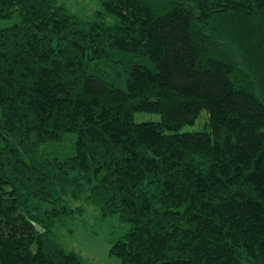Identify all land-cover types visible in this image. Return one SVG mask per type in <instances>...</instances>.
Instances as JSON below:
<instances>
[{"label":"trees","instance_id":"trees-1","mask_svg":"<svg viewBox=\"0 0 264 264\" xmlns=\"http://www.w3.org/2000/svg\"><path fill=\"white\" fill-rule=\"evenodd\" d=\"M98 1L0 0V264H264V0Z\"/></svg>","mask_w":264,"mask_h":264},{"label":"rangeland","instance_id":"rangeland-1","mask_svg":"<svg viewBox=\"0 0 264 264\" xmlns=\"http://www.w3.org/2000/svg\"><path fill=\"white\" fill-rule=\"evenodd\" d=\"M76 14L89 17L100 8L98 0H61ZM108 78L115 81L114 74ZM139 119H155L157 116L143 113L136 115ZM208 120L205 111L192 125L185 126L183 131H198L205 128ZM128 225L119 224L117 216L100 219L94 207L87 206L86 213L77 217L63 228L55 231V237L65 247L79 252L87 264H122L120 259L110 254L108 239L126 230Z\"/></svg>","mask_w":264,"mask_h":264}]
</instances>
